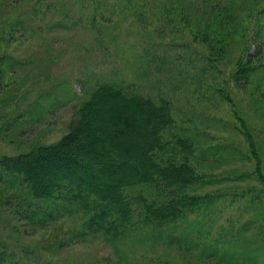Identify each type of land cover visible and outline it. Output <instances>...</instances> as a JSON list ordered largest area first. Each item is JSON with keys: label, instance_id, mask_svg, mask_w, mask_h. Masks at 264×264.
<instances>
[{"label": "rangeland", "instance_id": "374dc122", "mask_svg": "<svg viewBox=\"0 0 264 264\" xmlns=\"http://www.w3.org/2000/svg\"><path fill=\"white\" fill-rule=\"evenodd\" d=\"M102 83L169 107L166 142L189 147L165 155L193 168L180 193L198 203L147 222L140 197L167 190L127 187L109 236L0 168V264H264V0H0V153L59 141Z\"/></svg>", "mask_w": 264, "mask_h": 264}, {"label": "trees", "instance_id": "16d2710c", "mask_svg": "<svg viewBox=\"0 0 264 264\" xmlns=\"http://www.w3.org/2000/svg\"><path fill=\"white\" fill-rule=\"evenodd\" d=\"M243 60H238V72L249 63V55ZM240 121L247 132L244 120ZM172 122L165 103L102 83L79 105L63 138L16 155L0 153V168L25 183L39 204L54 200L61 207H80L88 226L117 236L133 215L127 187L145 184L167 190L161 198L140 197L139 218L147 222L175 219L198 203L196 197L180 193L197 177L193 168L165 155L168 145L189 147L182 138L166 142L163 131ZM254 159L256 172L264 179L258 156Z\"/></svg>", "mask_w": 264, "mask_h": 264}]
</instances>
